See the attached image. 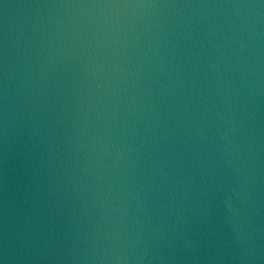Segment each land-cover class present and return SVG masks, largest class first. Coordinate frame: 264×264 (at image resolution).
Listing matches in <instances>:
<instances>
[{
  "label": "water",
  "instance_id": "1",
  "mask_svg": "<svg viewBox=\"0 0 264 264\" xmlns=\"http://www.w3.org/2000/svg\"><path fill=\"white\" fill-rule=\"evenodd\" d=\"M0 264H264V0H0Z\"/></svg>",
  "mask_w": 264,
  "mask_h": 264
}]
</instances>
